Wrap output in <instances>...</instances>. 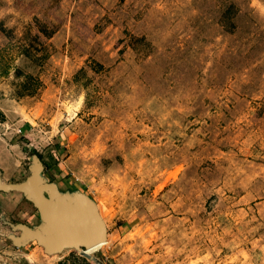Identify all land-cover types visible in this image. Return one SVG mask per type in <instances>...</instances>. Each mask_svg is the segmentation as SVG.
Segmentation results:
<instances>
[{
  "label": "rangeland",
  "instance_id": "obj_1",
  "mask_svg": "<svg viewBox=\"0 0 264 264\" xmlns=\"http://www.w3.org/2000/svg\"><path fill=\"white\" fill-rule=\"evenodd\" d=\"M35 151L108 240L16 247L0 191V264H264V0H0L3 181Z\"/></svg>",
  "mask_w": 264,
  "mask_h": 264
},
{
  "label": "water",
  "instance_id": "obj_2",
  "mask_svg": "<svg viewBox=\"0 0 264 264\" xmlns=\"http://www.w3.org/2000/svg\"><path fill=\"white\" fill-rule=\"evenodd\" d=\"M44 170L38 153L32 155L30 175L20 183L4 182L0 169V191L22 193L40 215V223L35 226L2 217L13 231L8 235L12 243L21 248L36 241L50 255L66 249L84 251L106 243L108 227L95 199L79 190L62 191L56 182L45 178Z\"/></svg>",
  "mask_w": 264,
  "mask_h": 264
},
{
  "label": "trees",
  "instance_id": "obj_3",
  "mask_svg": "<svg viewBox=\"0 0 264 264\" xmlns=\"http://www.w3.org/2000/svg\"><path fill=\"white\" fill-rule=\"evenodd\" d=\"M120 1L124 2L125 0H120ZM227 12L230 13L231 16H234V14L236 13V7H235V5L232 4V5L229 7V9H228ZM232 24H234V23L232 22ZM35 153H37V152L35 151ZM38 154H39V153H38ZM39 156H40V157L42 158V160H43L42 155L39 154ZM44 164H45V162H44Z\"/></svg>",
  "mask_w": 264,
  "mask_h": 264
},
{
  "label": "bare ground",
  "instance_id": "obj_4",
  "mask_svg": "<svg viewBox=\"0 0 264 264\" xmlns=\"http://www.w3.org/2000/svg\"><path fill=\"white\" fill-rule=\"evenodd\" d=\"M107 243V242H106ZM106 243H104V244H102V245H100V246H97V247H95V248H92V249H88V250H84L85 251V253H93V252H95L96 250H98L99 248H101L103 245H105Z\"/></svg>",
  "mask_w": 264,
  "mask_h": 264
},
{
  "label": "flooded vegetation",
  "instance_id": "obj_5",
  "mask_svg": "<svg viewBox=\"0 0 264 264\" xmlns=\"http://www.w3.org/2000/svg\"><path fill=\"white\" fill-rule=\"evenodd\" d=\"M39 213V212H38ZM40 216V215H39Z\"/></svg>",
  "mask_w": 264,
  "mask_h": 264
}]
</instances>
